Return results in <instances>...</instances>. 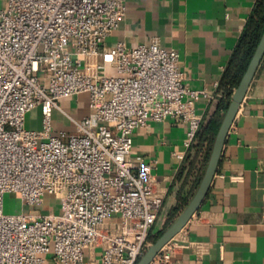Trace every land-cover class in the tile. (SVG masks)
Segmentation results:
<instances>
[{
	"label": "built area",
	"instance_id": "2783aa9c",
	"mask_svg": "<svg viewBox=\"0 0 264 264\" xmlns=\"http://www.w3.org/2000/svg\"><path fill=\"white\" fill-rule=\"evenodd\" d=\"M125 12L122 0H0V264H135L166 220L154 162L131 158L134 132L173 118L187 152L198 101L220 95L191 88L157 40L106 44ZM80 95L75 118L60 102ZM34 109L39 128H26ZM55 110L71 131L54 128ZM8 194L59 210L8 213ZM174 238L151 264L170 261Z\"/></svg>",
	"mask_w": 264,
	"mask_h": 264
},
{
	"label": "crops",
	"instance_id": "0c3cea01",
	"mask_svg": "<svg viewBox=\"0 0 264 264\" xmlns=\"http://www.w3.org/2000/svg\"><path fill=\"white\" fill-rule=\"evenodd\" d=\"M122 1L125 16L106 44L157 40L179 53L178 67L191 88L215 93L257 0ZM86 100L80 95L60 103L81 118L88 112ZM215 100L198 101L203 119ZM58 114L53 112L54 128L71 131L67 119L59 123ZM185 138L186 126L173 118L150 121L133 135L131 158L154 162L157 186L166 193L165 212L179 195L189 200L195 191L185 172L179 176ZM174 241L178 246L170 261L161 264H264V58L229 130L208 194Z\"/></svg>",
	"mask_w": 264,
	"mask_h": 264
},
{
	"label": "trees",
	"instance_id": "16d2710c",
	"mask_svg": "<svg viewBox=\"0 0 264 264\" xmlns=\"http://www.w3.org/2000/svg\"><path fill=\"white\" fill-rule=\"evenodd\" d=\"M262 33H264V0H257L218 82L217 93L220 96L216 98V104L211 114L203 119L195 142L187 151L179 171V176L185 172L192 180L193 191L204 172L214 137L227 109L232 91L245 72ZM187 202L188 197L178 196L177 204L166 212L165 227L185 207ZM161 233L159 231L156 236L150 235V241H154Z\"/></svg>",
	"mask_w": 264,
	"mask_h": 264
},
{
	"label": "water",
	"instance_id": "95a60500",
	"mask_svg": "<svg viewBox=\"0 0 264 264\" xmlns=\"http://www.w3.org/2000/svg\"><path fill=\"white\" fill-rule=\"evenodd\" d=\"M264 58V33H262L259 42L252 54V57L243 73L237 86L233 89L227 109L223 115L219 128L214 137L211 151L200 178V181L186 203L185 207L179 212L176 218L166 227V229L148 246L145 253L135 264H151L159 251L189 222L192 216L199 210L205 197L208 194L217 167L220 162L223 146L225 144L229 130L234 122L239 107L247 93L256 70Z\"/></svg>",
	"mask_w": 264,
	"mask_h": 264
},
{
	"label": "rangeland",
	"instance_id": "374dc122",
	"mask_svg": "<svg viewBox=\"0 0 264 264\" xmlns=\"http://www.w3.org/2000/svg\"><path fill=\"white\" fill-rule=\"evenodd\" d=\"M70 108H71V106H70ZM66 110L69 111V106L66 107ZM58 116H59L58 120L60 123V122H62L61 119H63V116L60 114H58L57 117ZM39 117H40V113H39L38 109H34L32 112L28 113L26 116V120H25V127L26 128L36 127L39 124ZM53 120H54V118H53ZM42 207L43 208L45 207L44 209H42L43 213H48V212H55L56 213L59 210V200L56 198H53V197H46L45 204ZM36 209H38V206L25 205L24 208H22V205H21L19 198L13 194H8L5 197V201H4V211L5 212L16 213V212L23 211L24 213H29L31 211H35ZM169 209L170 208H168V209L166 208V211H168ZM164 210L165 209H163V216L166 217V220H165L164 224L156 225L154 230H152V232H151V236H156L159 231L163 232L166 229L167 226L165 227V225L167 222V215H166V212ZM176 216L174 217V219L176 218Z\"/></svg>",
	"mask_w": 264,
	"mask_h": 264
}]
</instances>
